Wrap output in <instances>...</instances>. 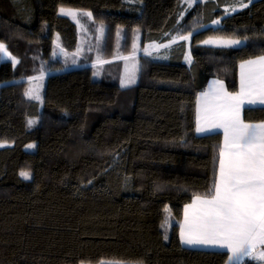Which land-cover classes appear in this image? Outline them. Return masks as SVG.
Returning <instances> with one entry per match:
<instances>
[{
    "label": "trees",
    "instance_id": "1",
    "mask_svg": "<svg viewBox=\"0 0 264 264\" xmlns=\"http://www.w3.org/2000/svg\"><path fill=\"white\" fill-rule=\"evenodd\" d=\"M237 1L0 0V43L18 61H0V142L10 144L0 148V264L227 263L229 251L185 246L179 229L186 204L214 195L219 171L223 133H197V96L211 79L236 93L239 64L264 55V0L225 10ZM59 8L90 12L93 33L104 26L82 57L190 37L139 55L133 86L82 65L48 74L39 102L22 76L61 62L56 37L68 51L79 41ZM242 118L264 121V105Z\"/></svg>",
    "mask_w": 264,
    "mask_h": 264
},
{
    "label": "snow or ice",
    "instance_id": "2",
    "mask_svg": "<svg viewBox=\"0 0 264 264\" xmlns=\"http://www.w3.org/2000/svg\"><path fill=\"white\" fill-rule=\"evenodd\" d=\"M251 3V0H249ZM242 4V7H247ZM61 14L73 18L77 13L60 9ZM91 17V13H81ZM187 39V37H182ZM239 44L240 41H233ZM0 53L9 55L0 43ZM12 63H18L14 57ZM247 65V70L245 67ZM241 91L231 97L226 124L213 123L211 127H225V143L229 151L227 164L225 151L220 152L219 177L214 184L210 199L197 197L203 211L187 221V235L182 229L181 242L187 245H218L227 248L232 255L230 264H239L242 257H250L255 264H264V122L246 124L239 117L240 107L245 103L264 105V56L246 61L241 65ZM124 86V81H121ZM35 90L26 96L39 99ZM206 119H212L211 114ZM31 124L32 121H29ZM209 129L198 127L197 131ZM230 133V134H229ZM3 146V145H0ZM31 147V145L29 146ZM22 176L28 177L26 172ZM261 246L255 256L253 250Z\"/></svg>",
    "mask_w": 264,
    "mask_h": 264
},
{
    "label": "rangeland",
    "instance_id": "3",
    "mask_svg": "<svg viewBox=\"0 0 264 264\" xmlns=\"http://www.w3.org/2000/svg\"><path fill=\"white\" fill-rule=\"evenodd\" d=\"M245 2V1H244ZM243 4V2L237 3L230 7L229 11L237 10L238 6ZM236 8V9H235ZM60 9L58 13L63 16L70 17L77 25L79 32V41L75 50H65L59 44L58 38L54 39V48H53V56L58 57L60 59L59 64L41 67L39 69H35L32 71L26 72L25 76H22V80L27 82L26 92L30 89L35 90V94H38L39 99L33 97H29L31 99L42 102L43 99V90L45 86L46 76L53 72L66 70L71 67H79L82 65H91L94 67L93 78L100 79L103 77H115L118 84L121 87H129L133 86L137 83L138 74L140 71V60L139 55L141 54H150L152 52H158L164 47H167L169 44L179 41L182 37H187L189 39L190 34H181V33H172V40L170 42L163 43L160 41L163 35L139 38L137 41L132 43L131 45H127L122 49L115 50L109 54L98 53L94 55H89L86 57H82L83 53L88 50V48L93 46V39H99L104 33V26L98 27L97 32H91L87 27V23L84 18L89 16L81 15V13H89L84 12L78 9L73 8H64L65 10H71L77 13L76 17L73 18L70 15H65L60 13ZM218 25V24H215ZM96 34V35H94ZM143 40V42H141ZM226 41H242L237 38H228V37H208L204 40L205 44H219L223 45ZM140 42L142 44H140ZM228 44V42L226 43ZM7 50V49H6ZM9 54V52L7 51ZM11 57V55H4L0 53V61H3L7 58ZM191 60L190 53H187L186 61L189 62ZM24 74V73H19ZM121 81H124V86H122ZM34 94V95H35ZM30 121H34L31 119ZM0 146H8L10 145L8 142H0ZM31 145V147H29ZM36 149V142H30L25 146V150L34 151ZM261 251V246L257 245V247L253 250L252 255L255 256L257 253ZM232 253L229 251V257ZM229 257L226 264H230ZM250 257H242L239 264H244V260Z\"/></svg>",
    "mask_w": 264,
    "mask_h": 264
},
{
    "label": "crops",
    "instance_id": "4",
    "mask_svg": "<svg viewBox=\"0 0 264 264\" xmlns=\"http://www.w3.org/2000/svg\"><path fill=\"white\" fill-rule=\"evenodd\" d=\"M240 2H243V4H246L247 0H241V1L239 0V1H237L231 5L227 6L225 8V10L229 11L231 6L236 5L237 3H240ZM241 7H242V4H240V6H238L237 8L239 9ZM218 20H219L218 18H213L210 21V24L215 25L218 23ZM188 34H190V33H188ZM227 42H228V44H226ZM241 43H242V41H240L239 44H233V43H231V41H226L225 43H223V45H219V44H207V45L220 46V47H236V46H239ZM11 58H12V56L7 58V59H11ZM257 58L258 57L253 58V59H249V60H255ZM249 60H246V61H249ZM246 61H243L239 64V68H238L239 88H238V91L236 93H230L227 90L225 83L222 80L211 79L208 82L206 89L204 91L200 92L197 96L196 131H197L198 127H201V128H206L209 130L197 131L198 134H206V133H210V132H214V131H221L223 133V141L221 144L220 152L222 149L225 151V153H226V155H225L226 164H227V158H228L227 153H228L229 149L225 143V127H223V126L222 127H211V125L213 123L226 124L227 115L229 113V105L232 103L231 97L236 96L241 91V71H242L241 65L245 64ZM246 70H247V65L245 67V71ZM260 105H262V104H260L259 102H257L256 104L247 103V97H245V103L240 107V110H239L240 119L243 121L242 110L245 106H260ZM209 114H211L212 119H206V116H208ZM261 122H264V121H261ZM261 122L246 123V124H259ZM219 167H220V159H219ZM218 177H219V171H218ZM197 197H200L201 200L211 198V197L207 198V197H202V196H195L190 203H188L184 206L183 218H182V221L180 224V229H179L180 237H181L182 229L185 231V234L187 235V223H186V215H185L186 211H187V221L188 222H191L193 220L194 215H198L200 212L203 211L204 206H202L199 201H196L195 205L193 203ZM183 245L188 246V247H193V248L222 249V250L229 251L227 248H223V247H220L218 245H187V244H183Z\"/></svg>",
    "mask_w": 264,
    "mask_h": 264
}]
</instances>
